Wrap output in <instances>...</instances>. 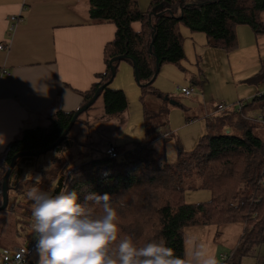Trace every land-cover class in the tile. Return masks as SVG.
Returning <instances> with one entry per match:
<instances>
[{"label":"trees","instance_id":"1","mask_svg":"<svg viewBox=\"0 0 264 264\" xmlns=\"http://www.w3.org/2000/svg\"><path fill=\"white\" fill-rule=\"evenodd\" d=\"M263 12L264 0H193L189 3L185 0H152L145 11L139 9L137 0H89V20L109 22L116 28L114 38L104 46V72L96 76L87 91L81 92L82 102L77 109L52 113L48 116V126L25 129L21 136L7 144L0 171V200L2 178L11 157L20 151H37L55 143L73 114L92 98L99 87L98 97L103 98L106 116L115 117L127 109L124 92L111 88L110 84L121 61L131 65L135 61L144 112L145 142L131 150L115 147L119 152L115 158L104 156L79 163H59L51 194L76 191L78 202H82L87 193H107L118 213L121 237L131 236L137 247L152 240H164L175 250V255L185 259L183 233L186 227L242 223L240 254L254 255L264 245V139L255 136L251 127L242 135L229 131L220 134L207 132L190 151H183L178 146L177 159L170 163L163 157V152L151 144L159 138L160 125L157 128L149 124L144 99L148 94L163 95L152 86L156 64L159 71L160 66L179 65L185 58L180 34L182 26L204 34L209 46L229 52L238 46V26H249L256 38L264 35ZM134 22L140 23L139 31L132 29ZM122 55L126 57L112 62L115 72L112 76L109 60ZM261 80L264 81V59L255 76V81ZM241 103L239 110L222 114V121L231 114H238L243 121H248L246 119H251L249 113L254 109L264 112V92ZM206 127L207 131L215 130L210 122ZM71 129L54 150L65 147ZM31 157L17 158L11 174L20 161ZM45 174L47 172L43 171L41 177ZM193 175L198 179L195 188L211 192L209 200L185 202L183 182ZM9 178L8 190L13 189L17 196L22 194V185L16 183L13 187ZM26 184L31 187L33 182L27 181ZM120 194L122 197L117 199ZM96 212L100 214V209L97 208ZM26 225L32 226V221ZM28 238L29 234L25 240ZM111 251L115 253L116 245Z\"/></svg>","mask_w":264,"mask_h":264},{"label":"crops","instance_id":"2","mask_svg":"<svg viewBox=\"0 0 264 264\" xmlns=\"http://www.w3.org/2000/svg\"><path fill=\"white\" fill-rule=\"evenodd\" d=\"M151 1L137 0L139 9L145 11ZM88 11L89 0H0V44L8 41L10 15L22 16L9 38L8 49H0V67L10 71L0 79V138L5 141L0 145V167L9 142L25 129L48 126V116L58 110L77 109L82 102L81 92L87 91L96 76L104 72V46L114 38L116 28L109 22L90 21ZM131 26L134 31L140 30L139 22ZM256 42L264 55V35ZM110 87L124 92L128 107L110 118L99 96L79 116L63 148L81 150L78 163L104 157L109 144L131 150L145 142L140 88L130 63L118 64ZM200 109L198 113L203 114L206 124L211 119L212 123L218 121L223 125L220 117L225 112ZM22 165L32 167L35 161H20L17 176ZM37 258L35 253L33 264Z\"/></svg>","mask_w":264,"mask_h":264},{"label":"rangeland","instance_id":"3","mask_svg":"<svg viewBox=\"0 0 264 264\" xmlns=\"http://www.w3.org/2000/svg\"><path fill=\"white\" fill-rule=\"evenodd\" d=\"M185 1L189 3L193 0ZM261 18L264 20V12ZM240 27L242 28L236 33L238 46L229 52L209 46L204 34L191 32L187 27H181L180 34L185 58L179 65L168 63L160 66L152 85L168 99L165 100L159 96L160 93L157 96L148 94L144 99L149 124L157 128L160 125L158 131L161 132V136L153 140L151 144L155 149L163 152V157L167 162L176 161L178 146H181L183 151H190L200 136L207 132L220 134L229 130L232 134L242 135L246 128L251 127L255 136L264 137V126L257 120L261 112L258 109L249 113L252 119L247 118L248 121H243L238 114L226 117L223 125L218 121L212 123L210 119L209 122L213 128L216 126L215 130L210 131H207L205 117L202 113H198L202 111L201 107L205 111L207 109L216 112L219 103L226 105L225 113H228L238 107L240 102L249 101L256 94L264 91V81H255V76L264 59L256 42L258 37L253 35L249 26L241 25ZM190 86L193 88L190 96H185L180 92L181 87ZM186 117L189 121H186ZM165 136L167 138L161 139ZM80 151L77 148L52 149L39 156L28 158L33 159L35 165L32 167L19 166L20 177L16 175L17 168L14 169L9 178V184L14 187L16 183H20L22 194L17 196L13 189H9L8 205L0 209V248L22 245L26 241L25 236L31 230V226L27 227L26 223L29 220L34 223L31 217L32 202L26 198V192L30 186L23 179L25 174L31 172L33 176L37 174L41 176V173L46 171L47 174L43 177L39 187L46 192L53 193L56 182L55 169L59 167V163L62 165L64 161L69 164L75 162L80 156ZM84 154L85 152L82 155ZM25 160L27 159L23 161ZM1 169L2 167L0 171ZM197 183L198 179L194 175L183 182L186 203H198L210 199L211 192L207 189L195 188ZM243 229L242 223L186 227L183 233L186 260L192 264L191 245L187 238L193 237L205 244L208 254L214 255L218 264H225L223 255H227V262L233 264H263L264 245L260 246L254 255L240 254L239 240Z\"/></svg>","mask_w":264,"mask_h":264},{"label":"clouds","instance_id":"4","mask_svg":"<svg viewBox=\"0 0 264 264\" xmlns=\"http://www.w3.org/2000/svg\"><path fill=\"white\" fill-rule=\"evenodd\" d=\"M0 138V145L4 144ZM24 181H32L26 198L32 202L36 264H190L175 255L164 240H152L137 247L131 236H120L118 213L109 194L87 193L78 202L76 191L56 195L42 190L43 178L28 172ZM100 209L97 214L96 209ZM192 264H218L206 246L193 237ZM116 245L115 253L111 248ZM22 264V256H17Z\"/></svg>","mask_w":264,"mask_h":264},{"label":"built area","instance_id":"5","mask_svg":"<svg viewBox=\"0 0 264 264\" xmlns=\"http://www.w3.org/2000/svg\"><path fill=\"white\" fill-rule=\"evenodd\" d=\"M9 27H8V41L5 44H0V49H8L9 47V38L12 33L15 31L16 27L22 20V16L20 14H12L9 17ZM10 74V71L6 67H0V79L6 77ZM180 92L185 96H190L193 93V88L190 87H181ZM264 92V91H263ZM261 92V93H263ZM260 93V94H261ZM242 107V103L240 102L238 107L233 108L239 110ZM226 105L223 103H219L216 107V112H225ZM258 122L264 126V112H260L258 115ZM161 136V132L158 133V137ZM106 156L109 158H115L119 155V152L115 149L112 144H109L105 148ZM33 225V223H32ZM31 230L29 231V238L19 246H6L0 248V264H17V256H22V264H33L32 257L35 254L33 246L35 244V233L31 226ZM223 259H225V264H233L232 262H227V255H223Z\"/></svg>","mask_w":264,"mask_h":264},{"label":"water","instance_id":"6","mask_svg":"<svg viewBox=\"0 0 264 264\" xmlns=\"http://www.w3.org/2000/svg\"><path fill=\"white\" fill-rule=\"evenodd\" d=\"M151 49V44L149 46V50ZM126 55H122V56H116V57H113L109 60V66H110V70H111V74L112 76H114L115 72H114V66L112 65V62L116 61V60H120L122 58H125ZM132 67H133V70H134V76H135V80L136 82H139V72H138V67H137V64L135 61H132ZM158 72V64H156V68H155V73H154V76L153 78L156 76ZM101 90V87H99L94 95L92 96V98L87 101L84 105H82L74 114L73 116L71 117L67 127L64 129V131L62 132V134L60 135V137L58 138V140L43 148V149H40V150H37V151H20V152H17L16 154H14L11 159H10V162H9V165H8V168L7 170L5 171L4 175H3V178H2V184H1V194H2V197H1V203H0V209H4L6 206H7V202H8V178L11 174V171L14 167V164H15V161L17 158L19 157H23V156H39L49 150H52L55 146L59 145L60 142L65 138L66 134L69 132V130L72 128L73 124L75 123V120L76 118L78 117V115L80 113H82L85 109H87L92 103L95 102V100L98 98V95H99V92ZM159 96L163 97L165 100L168 99V97L166 95H161L159 94ZM172 102V101H171Z\"/></svg>","mask_w":264,"mask_h":264}]
</instances>
